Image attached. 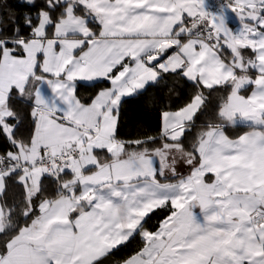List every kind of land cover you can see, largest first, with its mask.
I'll return each instance as SVG.
<instances>
[{
  "label": "snow or ice",
  "instance_id": "6c2138e0",
  "mask_svg": "<svg viewBox=\"0 0 264 264\" xmlns=\"http://www.w3.org/2000/svg\"><path fill=\"white\" fill-rule=\"evenodd\" d=\"M0 264H264V0H0Z\"/></svg>",
  "mask_w": 264,
  "mask_h": 264
}]
</instances>
